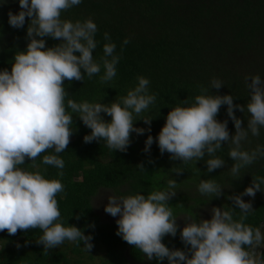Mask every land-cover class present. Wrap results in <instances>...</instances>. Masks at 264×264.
I'll return each instance as SVG.
<instances>
[{
	"label": "clouds",
	"instance_id": "9594fccd",
	"mask_svg": "<svg viewBox=\"0 0 264 264\" xmlns=\"http://www.w3.org/2000/svg\"><path fill=\"white\" fill-rule=\"evenodd\" d=\"M83 0H19L20 11L8 13L11 27L22 29L26 18L28 44L25 50L15 54L11 70L0 69V232L9 235L30 229L42 230L37 243L44 251L56 248L65 241L83 242L90 251L93 236L85 235L83 229L60 221L61 212L57 194L64 191L60 179H48L40 171H28L20 166L26 159L35 161L41 153L53 149L56 154L64 152L74 133L73 115L91 129L84 136L85 143L104 140L109 149L126 152L132 144V136L151 132L153 118L135 119L153 105L156 95L149 92L150 80L138 76V83L121 97L109 104L76 102L67 99L64 81H84L85 74L91 78L101 73L102 83L109 82L117 74L121 57L115 54L117 45L111 42L109 33L104 39L103 56L98 61L94 50L98 47L97 24L92 18L86 20L63 19L62 13L78 6ZM7 0H0V6ZM46 38L60 41L48 47ZM130 38H125L127 45ZM250 100L246 110L250 114L247 126L237 117L236 110L245 112V105L235 104L232 94H209L201 88V94L189 102L173 107L167 114L166 123L156 137L151 134L145 141L144 152L157 143L160 153L171 154V159L188 162L205 161L209 173L223 168L225 159L216 155L226 143L230 145L228 156L234 161L231 174L239 176L242 168L264 159V145L245 149L249 135L260 136L264 128V79L260 75L246 78ZM223 82L211 81V88L219 90ZM227 106V116L234 123L235 134H230L229 119L220 121L217 116L221 107ZM67 109H70L69 112ZM111 117L106 121L101 115ZM143 120L147 128L136 127ZM43 163L63 169L65 162L58 155L43 156ZM141 171L144 164L138 165ZM181 174L182 171H177ZM63 176V171L58 173ZM264 177L253 178L252 184L243 192L232 195L234 208L240 210L239 219L232 209L213 207L211 219L199 222L187 217L179 231L185 249L170 248L163 241L168 235L176 237L179 230L177 216L169 201L177 193V181L170 179L165 190L126 196L111 195L104 211L119 217L116 235L129 245L139 249L151 261L163 264H264V253L255 250L264 245V232L259 227L245 223L254 211L251 200L257 192H264ZM223 189L215 180H201L198 191L202 195L221 197ZM76 219H79L77 216ZM94 227V225H93ZM21 247L17 243V248Z\"/></svg>",
	"mask_w": 264,
	"mask_h": 264
},
{
	"label": "trees",
	"instance_id": "16d2710c",
	"mask_svg": "<svg viewBox=\"0 0 264 264\" xmlns=\"http://www.w3.org/2000/svg\"><path fill=\"white\" fill-rule=\"evenodd\" d=\"M10 10L20 11L19 0H7L0 6V69L9 71L15 54L27 48L30 22V18H26L24 28L11 27L8 23ZM62 18L73 21L92 18L98 26L95 59H101L103 46L109 42L104 39L105 32L117 45L115 54L121 57L117 74L109 82L100 80L103 68L91 78L85 74L84 81L65 80L66 101L109 104L126 96L138 83L137 77L144 76L150 80L149 92L156 95V101L135 119L153 118L151 132L140 136L133 134L129 149L115 152L104 140L85 143L83 138L91 129L74 114V133L64 152L56 154L49 149L35 161L26 159L20 167L62 181L64 191L56 197L60 221L65 226L71 224L83 229L85 235H92L94 247L87 251L83 242L78 245L65 241L45 252L43 245L37 243L42 230H21L15 235L5 230L0 232V264H87L88 259L94 260L95 253H104L99 264H158L156 259L149 261L139 249L116 235V221H106L99 212L96 200L105 191L110 196L148 195L165 190L168 181L175 179L177 193L169 206L178 217V225L183 214L199 222L207 205L232 209L234 218L239 219L240 210L234 208L228 197L243 192L253 178L264 177V159H257L234 177L230 172L234 161L228 156L230 145L226 143L216 153L226 164L211 173L205 162L207 154L203 160L185 163L171 159L170 153L161 154L157 143H153L149 152L143 150L147 136L159 134L171 109L182 105L184 100H194L201 94V88H207L209 94H232L235 104L245 105V112L237 109L236 115L247 126L250 114L246 105L250 92L246 78L260 75L264 79V0H83L62 13ZM125 38H130L127 45H123ZM46 40L48 47L60 42L52 38ZM213 79L223 82L219 90L211 88ZM101 115L106 121L111 120L107 114ZM217 119H229L226 105L221 107ZM135 126L148 127L143 120L136 121ZM228 128L230 134H235L231 119ZM249 141L244 144L248 150L258 144L264 145V128L259 137L249 135ZM50 154L64 160L62 170L43 163V156ZM141 163L145 167L143 171L138 167ZM60 171H63L62 177L58 175ZM177 171L182 173L177 174ZM208 179L224 188L221 197L199 193V183ZM244 199L251 200L254 208L245 223L261 229L264 192H257L254 199L247 196ZM180 230L179 225L176 237L168 235L163 242L170 248L184 250ZM17 243L21 247L17 248ZM163 264H168L167 259Z\"/></svg>",
	"mask_w": 264,
	"mask_h": 264
},
{
	"label": "rangeland",
	"instance_id": "374dc122",
	"mask_svg": "<svg viewBox=\"0 0 264 264\" xmlns=\"http://www.w3.org/2000/svg\"><path fill=\"white\" fill-rule=\"evenodd\" d=\"M110 196V194L108 192H104L101 194V196L97 197V204H98V209L99 212L102 213V216L105 218L106 221H117V219H119V217H113L110 214H107L104 211L105 206L108 204V197ZM213 207L212 206H205L204 210L201 212L203 214V218L202 219H211V209ZM187 217H191L187 214H183L180 218H179V225L180 227L183 229V227L186 224V220ZM261 231L264 232V225L261 228ZM264 250V245H261L259 248H257L255 251L257 253H261ZM104 253H95L94 255V260L88 259L87 264H99L101 262V255H103Z\"/></svg>",
	"mask_w": 264,
	"mask_h": 264
}]
</instances>
